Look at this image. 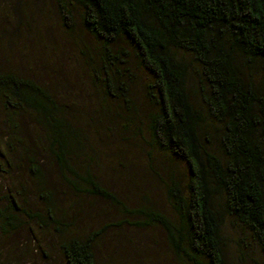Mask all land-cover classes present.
<instances>
[{
    "label": "trees",
    "instance_id": "1",
    "mask_svg": "<svg viewBox=\"0 0 264 264\" xmlns=\"http://www.w3.org/2000/svg\"><path fill=\"white\" fill-rule=\"evenodd\" d=\"M57 2L66 18L69 6L80 11L95 41L93 82L120 103L90 127L136 125L144 146L185 165L186 183L176 174L164 183L169 209L148 193L125 202L80 162L92 143L74 110L0 59V170L21 176L15 192L0 190L3 234L26 229L46 256L45 230L66 264H98L104 229L79 227L103 198L126 223L161 228L179 264H264V0Z\"/></svg>",
    "mask_w": 264,
    "mask_h": 264
},
{
    "label": "rangeland",
    "instance_id": "2",
    "mask_svg": "<svg viewBox=\"0 0 264 264\" xmlns=\"http://www.w3.org/2000/svg\"><path fill=\"white\" fill-rule=\"evenodd\" d=\"M69 9L72 16L66 18L57 0H0V59L51 86L74 110L79 123L90 129L92 143L91 157L84 156L80 162L95 170L120 198L127 203H145L142 195L148 193L151 200L169 209L164 183L172 174L186 183L185 165L168 163L161 151L144 146L135 136L136 125L123 128L125 120L115 128L90 127L92 120L98 118L97 110L109 106L113 110L120 103L105 99L94 84L89 57L94 55L91 53L95 41L85 32L80 11L71 6ZM133 68L139 74L138 80L147 79V73ZM138 102H142L140 98ZM3 127L0 122V129ZM143 128L147 135V127ZM2 173L0 170V190L9 191L12 187L15 192L21 176L13 181ZM27 197L36 199L33 193ZM86 209L90 213L81 218L79 228L104 229L98 264H179L161 228L126 223L120 209L103 198L94 203L90 200ZM42 231L43 248L50 249L46 256L29 239L26 229L12 236L0 230V264H66L56 237Z\"/></svg>",
    "mask_w": 264,
    "mask_h": 264
}]
</instances>
